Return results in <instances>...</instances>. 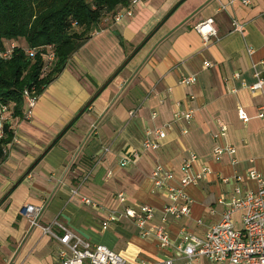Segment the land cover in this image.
<instances>
[{"label":"crops","instance_id":"1","mask_svg":"<svg viewBox=\"0 0 264 264\" xmlns=\"http://www.w3.org/2000/svg\"><path fill=\"white\" fill-rule=\"evenodd\" d=\"M177 1L141 0L131 16L119 22L113 16L104 19L38 96L31 117L11 121L13 140L0 167V264H61L59 243L20 215L27 203L44 205L40 224L60 219L91 244H105L130 263L171 258L172 264H182L172 246L180 229L204 239L228 207L235 175L244 178L241 196L256 189L246 175L256 170L264 177V118L256 117L264 87L262 93H251L242 82L253 83L251 64L260 69L264 60V0L247 5L241 0H183L165 16ZM207 18L216 36L204 42L194 26ZM233 19L244 25L242 35L232 32ZM203 61L210 66L203 67ZM189 74L195 82L180 84ZM238 107L250 117L246 123L238 119ZM182 109H192V119L172 122L160 148L144 151L146 132L171 122ZM219 122L227 127L221 144L233 145L235 163L228 154L213 157L211 135ZM190 152L197 156L193 171H210L186 187L193 200L189 216L162 221L166 200L150 173L160 164L181 177L182 159ZM133 153L137 157L121 166L120 160ZM120 192L124 203L117 199ZM81 196L94 205L83 203ZM142 204L153 209L146 226H162L171 246L141 236L135 223L120 215L124 207ZM110 210L116 217L103 228ZM240 215L232 216L235 226Z\"/></svg>","mask_w":264,"mask_h":264},{"label":"built area","instance_id":"2","mask_svg":"<svg viewBox=\"0 0 264 264\" xmlns=\"http://www.w3.org/2000/svg\"><path fill=\"white\" fill-rule=\"evenodd\" d=\"M140 1L130 0L125 8L115 13L113 16L114 21L119 22L122 18L131 16ZM241 2L247 5L249 0H241ZM231 27L232 32L239 33L240 35L243 34L244 25L237 19L232 20ZM194 29L204 42H207L209 37L216 36V30L212 26V18L200 21L194 26ZM15 47H17L15 41H5L4 47L0 48V58L3 60L9 59ZM22 49H24L29 58L35 56V48L22 47ZM246 51L251 53L253 50L249 47ZM54 58V52L48 46L45 54V64L40 70V77L51 68ZM260 64V69L257 68L256 64H251L255 81L251 84L242 82V87H246L251 93L263 92L264 60H261ZM209 66L210 63L208 61H203V67ZM233 76L238 77V73H235ZM195 80V76L189 74L182 76L179 79V83L191 85ZM22 96V116L24 118H30L39 95L35 93L33 87H25L22 91ZM13 111V103L3 102L0 99V167L7 154L8 146L11 144H1V140L5 138V124L8 123V129L12 131L10 123L16 118L13 116ZM236 114L238 119L243 123H246L250 118L242 107L236 109ZM192 117V109L176 110L171 122L146 132L142 140L143 150L155 151L159 149L162 141L166 137L167 130L172 126V122H189ZM256 117L264 118V101L257 106ZM181 128L182 133L187 132L185 128ZM226 132V125L219 122L217 131L211 135L214 141L212 154L215 159L220 158L224 154H228L231 157L232 163H235V148L233 145L221 144V139L226 135ZM137 155V153H133L130 158H122L120 165L124 166L132 162ZM196 160L197 156L193 152H190L188 157L182 159L181 170L183 175L181 177H176L171 170L160 164L152 169L150 180L154 187L163 190L166 200L162 209V221H166L167 216H172L175 219L189 216L193 200L186 192V187L197 185L201 180L205 179L210 171L207 167L193 171V164ZM246 177L256 182V189L254 191H248L241 196L239 183L244 178L235 175V186L231 198L227 203L228 207L222 213L220 220L207 229L204 239L197 238L186 227L180 229L178 240L172 246L181 255L183 259L182 264H193L194 261L201 258L220 264L226 262L229 264H264V177L256 170L248 171ZM224 180L226 181V179ZM73 194H76V190L73 191ZM80 199L85 204L94 205L92 200L85 196H81ZM117 199L119 202L124 203V194L122 192L117 193ZM43 209V204L36 205L27 203L19 209V213L27 219L30 227H40L43 233L49 234L59 243L60 246L57 251V256L61 264H135L128 262L105 244H91L81 234L70 228L60 219H54L46 225L40 224L39 218ZM237 211H241L239 226H235L232 217ZM116 214L113 210L108 211L107 221L103 223V228L106 227L108 221L115 219ZM120 215L133 221L139 228L141 236H152L160 247L165 248L171 246L169 235L162 226H146V222L153 217V209L149 205L142 204L137 209L126 206ZM53 227H56L60 234H56L52 229ZM136 264L154 263L141 262ZM156 264H172V259L168 258Z\"/></svg>","mask_w":264,"mask_h":264},{"label":"trees","instance_id":"3","mask_svg":"<svg viewBox=\"0 0 264 264\" xmlns=\"http://www.w3.org/2000/svg\"><path fill=\"white\" fill-rule=\"evenodd\" d=\"M182 1L178 0L165 16ZM129 2L130 0H0V48L4 47L5 41L13 40L17 43L9 59L0 58V99L14 104L13 116L22 117V91L25 87H33L35 93L40 95L64 69L69 58L95 31L100 30V23L114 16ZM116 34L122 41L121 35ZM48 46L55 58L51 68L40 77ZM22 47L35 48V56L29 58ZM128 58H125L102 86L111 80ZM94 98L95 95L83 109ZM8 128L7 123L5 138L1 140V144L9 145L12 142L13 133Z\"/></svg>","mask_w":264,"mask_h":264},{"label":"rangeland","instance_id":"4","mask_svg":"<svg viewBox=\"0 0 264 264\" xmlns=\"http://www.w3.org/2000/svg\"><path fill=\"white\" fill-rule=\"evenodd\" d=\"M110 248V247H109ZM208 261V260H207ZM207 264H220V263H217V262H213V263H211V262H207Z\"/></svg>","mask_w":264,"mask_h":264}]
</instances>
